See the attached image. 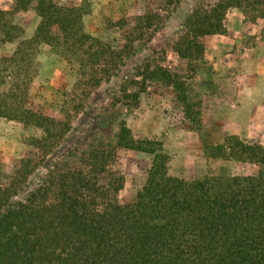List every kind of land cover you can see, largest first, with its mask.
I'll use <instances>...</instances> for the list:
<instances>
[{
	"label": "trees",
	"instance_id": "obj_1",
	"mask_svg": "<svg viewBox=\"0 0 264 264\" xmlns=\"http://www.w3.org/2000/svg\"><path fill=\"white\" fill-rule=\"evenodd\" d=\"M179 1L144 0L143 14L133 19L137 36L115 49L83 30V12L72 2L13 0L15 8H31L39 17L27 42H44L61 52L79 76L90 72L87 85L95 90H87V102L73 121L22 105L0 111L42 133L31 140L30 157L17 159L8 171L0 168V264H264V147L228 137L213 150L224 156L231 149L254 166L253 172L187 181L169 174L161 141L135 138L127 125L125 114L156 80L172 89L186 117L199 124L198 103L187 99L183 77L167 67L137 66L113 95L112 111L88 125L86 142L50 164L65 148L68 134L77 130L80 115L92 113V95L101 82H109L124 59L148 43ZM235 7L250 8L253 18L264 21V0H212L187 17L174 42L176 54L202 55L198 39L223 33L226 13ZM123 24L128 25L118 22ZM14 58L2 61L10 67ZM3 77L2 69L0 84ZM120 149L152 156L129 203L117 200L124 182L115 167ZM40 167L46 174L31 188Z\"/></svg>",
	"mask_w": 264,
	"mask_h": 264
},
{
	"label": "rangeland",
	"instance_id": "obj_2",
	"mask_svg": "<svg viewBox=\"0 0 264 264\" xmlns=\"http://www.w3.org/2000/svg\"><path fill=\"white\" fill-rule=\"evenodd\" d=\"M55 1H68L78 6L83 12V30L115 49L137 36L133 33V19L144 12V0ZM211 1L180 0L172 8L148 43L124 59L116 76L109 82L102 81L97 93L92 92V113L80 115L77 130L68 134L65 148L53 155L50 164L60 161L67 150L80 148L86 142L88 125L112 111V97L118 93L120 83L137 66L148 62L181 75L187 99L198 103L200 110L196 125L186 117L184 105L172 89L156 80L125 114L135 138L162 142L169 155V174L190 181L206 176H242L253 172L254 166L241 161L231 149L220 156L213 147L224 144L228 137L264 147V21L260 17L253 18L255 13L250 8H231L224 19L223 33L198 39L204 47L202 55L180 58L174 50V42L184 32L187 17ZM122 19L128 25H118ZM38 22L39 17L33 9H17L13 0H0V70L3 69L4 76L0 84V111L22 105L64 121L68 118L73 121L80 104L87 102L86 92L92 87L87 85L86 78L91 73L79 76L76 67L70 65L61 52L54 51L44 42H27ZM12 54L15 62L8 67L2 59ZM218 57L229 58V64L219 67L216 64ZM244 60L251 64L246 65ZM240 81H245L252 89L238 87ZM41 135L40 131L0 113V168L8 171L17 159L30 157L34 151L30 142ZM117 154L115 167L124 177L117 200L129 203L135 200L144 182L152 156L128 149H120ZM45 174V167L37 168L31 188Z\"/></svg>",
	"mask_w": 264,
	"mask_h": 264
},
{
	"label": "crops",
	"instance_id": "obj_3",
	"mask_svg": "<svg viewBox=\"0 0 264 264\" xmlns=\"http://www.w3.org/2000/svg\"><path fill=\"white\" fill-rule=\"evenodd\" d=\"M239 59V58H238ZM228 60V61H227ZM226 60V58H223V57H218L217 58V62H216V64H218L219 65V67H225V66H227L228 64H229V61H230V59L228 58ZM244 63L247 65H249V64H251V63H249V61H247V60H244ZM221 80V79H220ZM242 80V79H241ZM216 82L218 81V80H215ZM218 83V82H217ZM237 86L238 87H241V88H244V89H246V88H251L252 89V86H248V84L247 83H245V81L243 82V81H240V83L239 84H237Z\"/></svg>",
	"mask_w": 264,
	"mask_h": 264
}]
</instances>
